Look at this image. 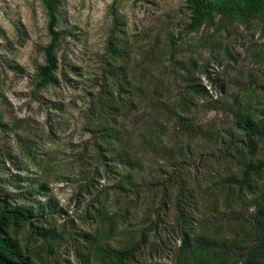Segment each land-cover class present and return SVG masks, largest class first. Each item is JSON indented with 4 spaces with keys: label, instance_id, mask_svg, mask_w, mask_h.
<instances>
[{
    "label": "rangeland",
    "instance_id": "obj_1",
    "mask_svg": "<svg viewBox=\"0 0 264 264\" xmlns=\"http://www.w3.org/2000/svg\"><path fill=\"white\" fill-rule=\"evenodd\" d=\"M55 1L58 67L51 82L38 85L42 47L49 41L43 0H0V195L15 192L10 181L18 168L28 167L38 175L63 211L52 219L63 232L31 241L24 226L16 237L27 245L36 264H82L64 231H89L113 222L120 231L102 233L99 242L115 246L130 235L138 236L144 226L145 203L124 199L118 188L121 165L111 162L99 175L93 172L96 162L87 129L94 121L96 97L102 88L111 87L103 75L113 25H118L129 51L125 72L130 95L115 103L111 124L138 161L133 178L162 181L175 159L184 158V171L188 168L192 176L197 168L195 197L201 203V191L213 184L225 164L218 157L222 150L252 161L262 155L264 15H239L217 0L214 9L189 28L186 0ZM185 75L196 78L207 94L194 96L195 107L182 118L174 104L183 93ZM28 145L37 166L26 163ZM235 190L233 184L231 196ZM101 204L102 211L96 213ZM239 207L264 243L257 205L233 209ZM173 218L170 209L163 215L168 225ZM169 232L160 227L149 234L142 246L144 264H175L177 258L181 264H217L213 247L192 245L179 254V240ZM36 246L39 259L34 258ZM236 258L238 264L244 260L242 255ZM87 264L118 263L94 255Z\"/></svg>",
    "mask_w": 264,
    "mask_h": 264
},
{
    "label": "trees",
    "instance_id": "obj_2",
    "mask_svg": "<svg viewBox=\"0 0 264 264\" xmlns=\"http://www.w3.org/2000/svg\"><path fill=\"white\" fill-rule=\"evenodd\" d=\"M190 10L189 28L196 27L202 19L211 12L217 0H186ZM220 6L229 5L239 15H264V0H218ZM47 15L48 43L42 47L43 62L38 67V85L51 82L57 70L58 63L54 48L59 41V33L55 30L56 1L43 0ZM121 30L115 23L107 41V57L103 78L110 81L109 88H102L93 106V119L87 129L92 138V150L95 157L93 172L99 175L111 162H118V188L122 190L124 199L134 198L145 203L143 211L144 226L138 236L130 235L119 241L115 246L100 244L101 234L110 236L120 231L115 223L96 227L89 231H64L71 241V249L82 264H87L92 256L103 259H113L118 264H144L141 256L149 234L157 233L161 227L170 229L169 236L179 240L180 251L191 247H213L217 264H238L237 256H244L240 264H264V243L259 242L256 231L248 226L242 208L233 209L234 205L256 204L258 208V224L264 220V146L262 155L257 160L234 157L222 150L218 154L225 161L221 172L212 185L201 191L203 200L199 203L195 197V187L199 174L195 168L191 176L189 169L185 170L184 158H176L171 170L162 181H140L133 178L132 170L138 166V161L125 149L126 139L114 123L117 112L116 102L121 104L130 95L125 65L129 51L125 41L120 36ZM208 79V77H207ZM209 80V79H208ZM183 93L179 94L174 108L179 117L186 118L195 107L194 96H204L207 89L191 75H185ZM222 84H220V87ZM123 94V95H122ZM166 106V105H165ZM167 107V106H166ZM243 129L244 126L238 124ZM184 129L190 130L185 124ZM27 164L38 165L36 154L27 146ZM220 150V149H219ZM190 153V151H188ZM227 156V157H226ZM226 157V159H225ZM184 166V167H183ZM18 174L10 183L15 192L0 195V264H36L25 243L16 237L19 227H26L27 237L31 241L48 236L59 237L63 231H57L52 219L63 212L56 207L50 195L46 192L45 182L36 174H31L29 168H18ZM233 184L236 187L233 196L230 195ZM88 190L87 183L84 184ZM156 190L160 191L157 194ZM88 192V191H87ZM129 200V199H128ZM170 209L174 218L167 222L163 215ZM102 211V204L95 209ZM128 209L125 207L124 213ZM223 218V221L221 219ZM173 224V225H172ZM34 258H40V248L36 246ZM175 264H181L176 259Z\"/></svg>",
    "mask_w": 264,
    "mask_h": 264
}]
</instances>
